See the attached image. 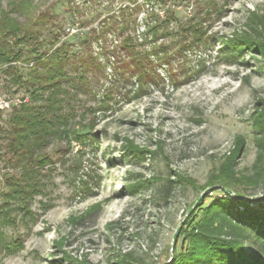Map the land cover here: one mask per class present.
Returning <instances> with one entry per match:
<instances>
[{"label": "rangeland", "instance_id": "obj_1", "mask_svg": "<svg viewBox=\"0 0 264 264\" xmlns=\"http://www.w3.org/2000/svg\"><path fill=\"white\" fill-rule=\"evenodd\" d=\"M136 1L145 2L137 13L139 42L146 25L153 24L152 10L176 16L168 25L169 36L155 42L152 34L146 37L148 51L165 44L169 58L159 61L150 55L155 80L139 93L136 77L121 74L117 57L126 58L127 52L121 32L110 25L116 16L119 26L121 7L134 6L129 0H0V9L22 27L46 14L42 39L59 34L58 44L92 55L94 64L78 70L87 73L89 86L78 90L72 105L75 120L93 123L96 138L85 136L71 144L55 139L43 151L49 161L36 168L38 189L18 203L14 194L22 170L5 150L0 132V264H117L129 249L145 263L168 264L174 234L213 189L210 177L236 148L238 136L245 146L235 170L238 175L255 173L260 134L253 114L264 101V61L260 54L247 53L227 62L220 50L221 37L249 30L251 11L264 13V0H217L222 15L212 14L205 22L208 33L216 34L210 46L194 43L192 31L182 28L210 0ZM113 47L118 56L110 54ZM18 66L27 71L25 64ZM174 75L189 81L175 86ZM0 99L10 102L1 109V129L15 107L30 102V95L0 73ZM168 178L180 182L172 184L165 198ZM130 185L137 191H130ZM239 190L244 194L241 210L264 204V184ZM216 196L221 192L211 193L206 203Z\"/></svg>", "mask_w": 264, "mask_h": 264}, {"label": "trees", "instance_id": "obj_2", "mask_svg": "<svg viewBox=\"0 0 264 264\" xmlns=\"http://www.w3.org/2000/svg\"><path fill=\"white\" fill-rule=\"evenodd\" d=\"M145 1L148 3V0ZM129 2L134 6L121 7L119 26H116V16L111 17L113 24L110 23L121 32V44L127 52L126 58L116 54L117 47H113L110 54L118 56L116 57L121 62V74L130 72L136 77L141 86L139 93L147 87L148 80H155V68L150 55H156L159 61H167L169 58L168 46L165 44L148 51L145 48L148 42L146 37L152 34L155 42L169 36L168 25L176 16L172 11L161 16L159 11L152 10L151 16L155 17L153 24L149 27L146 25L147 33L139 42L136 35L137 13L145 2ZM220 9L222 10V6L217 5V0H210L204 6L201 4L194 19H189L182 26L184 30L192 31L194 43L211 45L210 39L216 34L211 36L208 33L205 22L212 14L220 17ZM44 16L47 18L46 14ZM45 17H39L37 23L22 27L11 13L0 9V73L6 76L8 84L24 88L30 95V102H22L19 107H15L6 119V127L0 129L6 139L5 150L14 155L16 167L22 170L21 182L17 184L14 194L18 203H24L38 189L36 168L49 161L43 151L55 139H65L69 144L73 141L82 142L85 136L92 141L96 140L91 130L93 123L75 120L77 114L72 105L78 90H82V86H89L87 73L78 70L94 64L93 57L88 53L73 52L71 45L66 42L58 44L59 34L53 35L52 39H42L44 26L47 25ZM247 26L248 31H234L230 37H221L224 45L220 55L227 62L236 61L247 53L260 54L264 61V13L259 15L251 11ZM82 42L86 44L89 40L84 39ZM21 63L27 67L25 73L18 66ZM68 66L77 75H73ZM173 81L178 86L189 79L179 80L174 75ZM253 119V125L260 134L256 139L258 153L254 164L255 173L250 176L238 175L235 170L238 155L245 146L244 138L238 136L235 141L236 148L225 157L217 174L210 177L208 186L213 185V189L207 191L205 197L190 210L180 227L173 259L168 264H264V204H259L256 208H239V203L244 199L240 187L244 188L246 184H264V101L255 109ZM176 182L180 181L171 178L166 180L165 198L169 196L172 184ZM130 188L132 192L137 191L135 185H130ZM216 192H221L222 196H216L206 203L211 193ZM100 204L95 208L100 207ZM2 215L3 211H0V228L3 225ZM117 264L148 263L129 249L119 255Z\"/></svg>", "mask_w": 264, "mask_h": 264}, {"label": "built area", "instance_id": "obj_3", "mask_svg": "<svg viewBox=\"0 0 264 264\" xmlns=\"http://www.w3.org/2000/svg\"><path fill=\"white\" fill-rule=\"evenodd\" d=\"M9 107H10V102L9 101H7L5 99H0V109L5 110V109H7Z\"/></svg>", "mask_w": 264, "mask_h": 264}, {"label": "water", "instance_id": "obj_4", "mask_svg": "<svg viewBox=\"0 0 264 264\" xmlns=\"http://www.w3.org/2000/svg\"><path fill=\"white\" fill-rule=\"evenodd\" d=\"M227 190H228L232 195L236 196V194H234V192H232L230 189H227ZM199 200H200V199H199ZM199 200H198V201H199ZM198 201H197V203H198ZM195 204H196V203H195ZM193 207H194V206H193ZM193 207H192V208H193ZM192 208H191V209H192ZM191 209H190V210H191ZM178 233H179V229H178V230L176 231V233L174 234L173 245H174L175 242H176V239H177Z\"/></svg>", "mask_w": 264, "mask_h": 264}]
</instances>
